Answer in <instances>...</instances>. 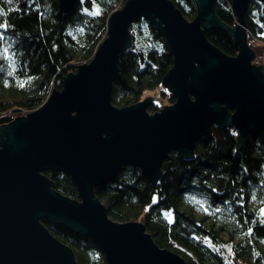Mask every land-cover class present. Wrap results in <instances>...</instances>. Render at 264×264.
Returning a JSON list of instances; mask_svg holds the SVG:
<instances>
[{"label":"water","instance_id":"1","mask_svg":"<svg viewBox=\"0 0 264 264\" xmlns=\"http://www.w3.org/2000/svg\"><path fill=\"white\" fill-rule=\"evenodd\" d=\"M76 1L58 0L59 8L68 12ZM194 2L197 13L187 20L170 0H125L109 15L91 60L38 108L0 126V264H76L41 220L91 238L106 264H185L158 248L141 223L111 220L94 189L125 166L154 183L170 152L192 155L211 127L232 126L237 147L250 131L264 132V67L252 63L244 21L249 0H231L234 27L216 18L213 0ZM137 18L156 29L172 56L161 84L175 99L154 113L149 97L126 107L111 103L118 58L131 46ZM210 29L229 33L237 54L212 45ZM45 171L69 176L78 200L57 192Z\"/></svg>","mask_w":264,"mask_h":264},{"label":"trees","instance_id":"2","mask_svg":"<svg viewBox=\"0 0 264 264\" xmlns=\"http://www.w3.org/2000/svg\"><path fill=\"white\" fill-rule=\"evenodd\" d=\"M170 1L187 20L195 17L194 0ZM124 2L77 0L64 13L58 0H0V25H7L0 27V126L61 90L63 78L93 57L106 36L109 15ZM213 11L224 25H236L231 0H213ZM244 21L250 46L252 38L264 42V4L249 0ZM129 33L131 46L119 55L111 103L126 107L150 97L147 111L154 113L175 99L161 84L172 56L165 39L144 19H135ZM205 36L225 55L237 54L229 33L210 29ZM237 143L232 126L211 127L192 155L170 152L154 183L125 166L94 194L111 220L141 223L158 248L179 255L185 264H264V132L252 130L241 147ZM43 174L57 192L78 200L69 176ZM41 223L72 250L76 264H106L91 238Z\"/></svg>","mask_w":264,"mask_h":264},{"label":"rangeland","instance_id":"3","mask_svg":"<svg viewBox=\"0 0 264 264\" xmlns=\"http://www.w3.org/2000/svg\"><path fill=\"white\" fill-rule=\"evenodd\" d=\"M106 37V36H105ZM104 37V38H105ZM103 38V39H104ZM251 42V48L252 50L255 52L256 54V59L257 60H260L262 58H264V55H261V52H260V48H264V42L263 41H260V40H255V41H250ZM256 59H253L252 63L255 64V65H262L264 67V61L262 63H259ZM91 60V59H90ZM89 60V61H90ZM88 61V62H89ZM50 94V93H49ZM48 94V95H49ZM47 95V96H48ZM148 98V97H146ZM150 98V97H149ZM142 101V100H141ZM262 212H264V205H263V208H262Z\"/></svg>","mask_w":264,"mask_h":264},{"label":"bare ground","instance_id":"4","mask_svg":"<svg viewBox=\"0 0 264 264\" xmlns=\"http://www.w3.org/2000/svg\"><path fill=\"white\" fill-rule=\"evenodd\" d=\"M255 40H257V39H255V38H252V40L251 41H255ZM248 41V40H247ZM248 44H249V42H248ZM249 46H250V44H249ZM250 47H252V46H250ZM252 49V48H251ZM260 52H261V55H264V48H260ZM253 59H256V54H255V52H254V57H253ZM257 60V59H256ZM259 63H262L263 61H264V58H262V59H260V60H257Z\"/></svg>","mask_w":264,"mask_h":264},{"label":"snow or ice","instance_id":"5","mask_svg":"<svg viewBox=\"0 0 264 264\" xmlns=\"http://www.w3.org/2000/svg\"><path fill=\"white\" fill-rule=\"evenodd\" d=\"M9 2H11V0H9ZM94 14H98V13H94ZM0 27H7V25H0Z\"/></svg>","mask_w":264,"mask_h":264}]
</instances>
